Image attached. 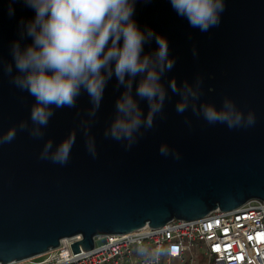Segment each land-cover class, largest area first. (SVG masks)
<instances>
[{
    "label": "water",
    "instance_id": "1",
    "mask_svg": "<svg viewBox=\"0 0 264 264\" xmlns=\"http://www.w3.org/2000/svg\"><path fill=\"white\" fill-rule=\"evenodd\" d=\"M8 3L0 0V135L15 128L16 136L0 143V264L40 257L64 239L80 238L69 245L74 255L79 247L91 250L98 236L264 201V0H223L219 23L206 32L178 16L169 0H138L136 21L167 40L173 66L162 77L167 95L161 112L130 147L104 135L119 95L115 80L95 116L82 94L75 107L53 109L42 136L31 134L34 99L11 82L3 64L11 63L14 42H28L18 20L33 13L17 3L10 17ZM170 79L196 93L187 94L182 113ZM226 103L242 114L239 126L204 118L203 106L223 110ZM21 122L27 127L21 129ZM85 125L95 155L87 148ZM70 132L76 140L66 163L42 157L47 141L54 150Z\"/></svg>",
    "mask_w": 264,
    "mask_h": 264
},
{
    "label": "clouds",
    "instance_id": "2",
    "mask_svg": "<svg viewBox=\"0 0 264 264\" xmlns=\"http://www.w3.org/2000/svg\"><path fill=\"white\" fill-rule=\"evenodd\" d=\"M138 0H9L8 15L15 14L14 4H21L33 13L20 18L18 29L23 44L14 42L11 63L3 71L11 82L34 99L30 120L31 134L42 136L53 109L73 108L77 98L86 94L91 101L89 115L95 116L109 82L115 80L119 95L105 137L126 142L130 147L142 135V129L153 127L155 116L161 112L167 95L162 77L173 66L167 40L150 28H141L135 19ZM178 16L189 25L208 31L219 23L224 9L223 0H169ZM155 45L152 48V45ZM15 69V74L13 70ZM168 88L181 99L177 112L188 106L187 94L195 97L187 84L179 88L174 79ZM143 105V106H142ZM195 110V109H194ZM203 116L210 122L239 126L242 114L230 103L217 110L203 106ZM247 122H253L251 114ZM21 129L27 127L21 122ZM88 150L95 155V141L90 128L83 129ZM15 128L0 135V143L10 142ZM70 132L53 150L52 142L45 143L43 158L64 164L75 143ZM160 151L168 149L161 145Z\"/></svg>",
    "mask_w": 264,
    "mask_h": 264
},
{
    "label": "built area",
    "instance_id": "3",
    "mask_svg": "<svg viewBox=\"0 0 264 264\" xmlns=\"http://www.w3.org/2000/svg\"><path fill=\"white\" fill-rule=\"evenodd\" d=\"M79 237L33 259L10 264H264V201L250 200L237 209H218L192 220H172L159 228L123 235L98 236L91 250L72 254Z\"/></svg>",
    "mask_w": 264,
    "mask_h": 264
},
{
    "label": "rangeland",
    "instance_id": "4",
    "mask_svg": "<svg viewBox=\"0 0 264 264\" xmlns=\"http://www.w3.org/2000/svg\"><path fill=\"white\" fill-rule=\"evenodd\" d=\"M197 264H207V261L201 255H193Z\"/></svg>",
    "mask_w": 264,
    "mask_h": 264
}]
</instances>
